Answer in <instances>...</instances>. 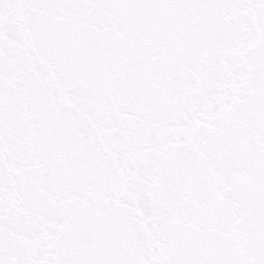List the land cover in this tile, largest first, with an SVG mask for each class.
<instances>
[{"label":"snow or ice","instance_id":"1","mask_svg":"<svg viewBox=\"0 0 264 264\" xmlns=\"http://www.w3.org/2000/svg\"><path fill=\"white\" fill-rule=\"evenodd\" d=\"M0 264H264V0H0Z\"/></svg>","mask_w":264,"mask_h":264}]
</instances>
